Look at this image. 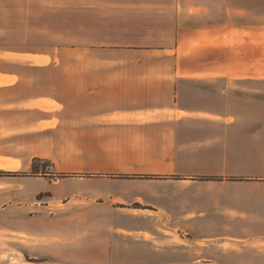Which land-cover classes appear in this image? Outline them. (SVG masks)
Masks as SVG:
<instances>
[{
    "label": "crops",
    "instance_id": "crops-1",
    "mask_svg": "<svg viewBox=\"0 0 264 264\" xmlns=\"http://www.w3.org/2000/svg\"><path fill=\"white\" fill-rule=\"evenodd\" d=\"M20 142L60 175L25 223ZM20 234L70 263L264 264V0H0V264Z\"/></svg>",
    "mask_w": 264,
    "mask_h": 264
},
{
    "label": "rangeland",
    "instance_id": "rangeland-1",
    "mask_svg": "<svg viewBox=\"0 0 264 264\" xmlns=\"http://www.w3.org/2000/svg\"><path fill=\"white\" fill-rule=\"evenodd\" d=\"M31 148L33 145H30ZM24 142H20L19 170L16 173L19 178V212L20 223L26 220L28 216L42 211L43 204L48 201L49 194L40 193L42 181L49 177H60L51 163L42 160H29L26 150L30 148ZM10 189V182H8ZM20 249L18 260H13L12 264H93V263H70L64 261L65 256L59 259L53 256H44L37 252L29 251L31 246H36L33 240L28 239L26 235L20 234ZM29 247V249H28ZM10 264V263H9ZM115 264H170V263H115ZM186 264V262L178 263Z\"/></svg>",
    "mask_w": 264,
    "mask_h": 264
}]
</instances>
